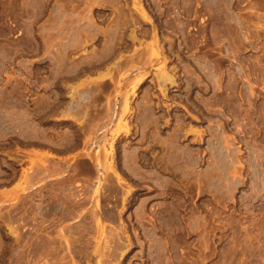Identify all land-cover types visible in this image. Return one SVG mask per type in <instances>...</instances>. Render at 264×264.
<instances>
[{
    "label": "rangeland",
    "instance_id": "374dc122",
    "mask_svg": "<svg viewBox=\"0 0 264 264\" xmlns=\"http://www.w3.org/2000/svg\"><path fill=\"white\" fill-rule=\"evenodd\" d=\"M0 264H264V0H0Z\"/></svg>",
    "mask_w": 264,
    "mask_h": 264
},
{
    "label": "bare ground",
    "instance_id": "6f19581e",
    "mask_svg": "<svg viewBox=\"0 0 264 264\" xmlns=\"http://www.w3.org/2000/svg\"><path fill=\"white\" fill-rule=\"evenodd\" d=\"M172 78V77H171ZM171 81H170V84L171 83H174V81L172 80V79H170ZM128 97V96H127ZM125 106L127 107L128 106V101H127V99L125 100ZM123 115V114H122Z\"/></svg>",
    "mask_w": 264,
    "mask_h": 264
}]
</instances>
